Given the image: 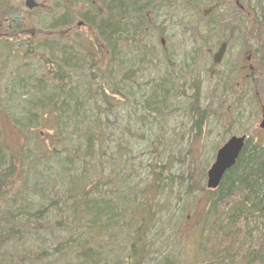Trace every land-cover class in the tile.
Here are the masks:
<instances>
[{"label":"trees","instance_id":"obj_1","mask_svg":"<svg viewBox=\"0 0 264 264\" xmlns=\"http://www.w3.org/2000/svg\"><path fill=\"white\" fill-rule=\"evenodd\" d=\"M53 1V12L39 22L46 36L24 41L26 49L14 57L27 64L11 70L14 49L1 45L0 72H11L0 85V264H264L263 142L247 127L244 150L214 191L206 186L209 162L195 166L194 139L183 160L166 149L186 150L182 138L164 136L175 101L185 100L181 111L196 138L213 118L200 83L187 82L184 70L162 61L164 52L157 55L146 42V12L155 8V16L170 17L177 0ZM5 2L0 27L11 12ZM239 5L235 10L247 20L220 15L217 7L203 27L210 36L221 34L220 46L256 44L261 68L243 86L252 89L246 107L257 123L264 107L252 91L264 98V0ZM77 13L109 56L65 34ZM3 28L22 31L19 23ZM234 69L219 77L215 91L224 98ZM131 102L139 109L133 105L134 124L123 127L119 107ZM122 127L131 134L127 143L116 137ZM142 140L150 155L146 168L135 167L130 156ZM175 163L187 167L173 174Z\"/></svg>","mask_w":264,"mask_h":264},{"label":"rangeland","instance_id":"obj_2","mask_svg":"<svg viewBox=\"0 0 264 264\" xmlns=\"http://www.w3.org/2000/svg\"><path fill=\"white\" fill-rule=\"evenodd\" d=\"M235 1L236 0H177L174 10L170 12V17H161L160 15L155 16V8L153 9L154 11L149 10L146 12L149 25L146 29V42L149 45L148 47H154L155 52L158 53L157 55L164 52L160 54V59L164 61L163 57H166L168 58L166 59L167 61L171 60L172 63H174L176 70L180 69L182 72L184 70L185 73H183L188 77V80H186L187 82L195 78V81L198 84L200 83L201 96L208 98L206 105L210 104L212 106L213 118H211L208 125L204 127L202 135L196 138L195 134H189V120L186 118L185 112L181 111L182 108L184 109L183 105L185 100L179 99L178 101H175L176 103H173L171 111H168L165 122H163L167 125V133L164 134V136L168 140L174 138L180 140L182 138L186 150L184 153L179 154V149L176 150L175 147L172 149L167 145L166 149L172 152L174 151L176 154L175 159L183 160V155L187 154V151L189 152L190 150L187 148V145L194 139L193 141L196 142L191 149V154H193L195 166L199 167L207 161L209 162L207 171L211 168L215 160V149H219L222 146L223 141H227L232 135L238 137L247 135L245 134L247 132L245 131L247 127L250 128L248 130V135L252 136L254 133V139H258L264 144V133L259 129L263 112L259 116L257 123H255L253 116L249 115L248 106L246 107V105H249L251 102L252 94L248 90L250 87L243 86L244 84L242 82L245 80L240 74L243 71L242 68L245 69L248 64L250 65V63L247 64L246 59L252 51L256 53V44L251 42L246 45H241V40H238L237 43L232 42L231 44H228L222 62L220 64H214L213 58L219 51L220 45L218 44V41L221 34L218 32V34L210 36L205 32L203 27L207 21V15H204L205 12L208 11L207 13L210 14L209 10L215 8V6L219 8L217 12L220 15L229 12L231 15H238V18H241V20H247V13L241 12L240 14L235 10ZM35 2L39 4V8H35L32 11L26 10V0H6L5 2L6 9L18 8L20 10V16L22 17L20 20L22 31H20V33L11 31V33L3 32L4 36H2V31L0 32V50L1 45L4 43H8L14 49L10 56L11 61L7 64L10 65L11 70L15 69L19 64H27V62H29L21 58H19V61H16L14 58L20 57L21 51L26 49V46L23 45L24 41L35 42L37 39L39 40L46 36L43 30H41L39 22L40 19L47 17L53 12L55 2L53 0H35ZM89 11L92 10L89 9ZM84 13L85 12H83V14ZM9 21V24H13L11 20ZM84 22L82 16H79L77 13L73 25L71 28L66 29L65 34L77 39L74 40L76 41V44L80 43L86 50H92L94 49V46H98L102 48V51L105 52L107 56H109V51L107 49L108 46L99 39L97 32H92L89 26L84 25ZM80 23H83V26H79ZM232 39L235 40L236 38L232 37ZM163 40L166 42L165 45L162 44ZM125 45L126 51L128 53L132 52L130 43L127 42ZM2 53L3 51H0V56H3ZM134 56L135 54L130 55V57ZM255 58L256 56L253 58V65L258 69V72L261 67L259 66V60H256ZM233 69L239 73L234 77L235 83H230V90L227 89L229 91L227 92L229 96L224 98V94L220 91H215V89L218 87L219 83L223 81V79L220 80L219 77L221 75L231 74L230 71ZM10 72V70H8L7 73L0 72V85L7 81ZM192 75L193 77H191ZM256 80L257 78H254L253 82L255 83ZM141 82L143 84L144 80ZM145 82H148V80L146 79ZM244 91L246 92V99L242 100L244 98ZM234 92H236V95H234ZM252 92L259 96L261 102L259 104L260 107H264V98L258 91ZM134 102H131L128 106L120 103L121 106L119 107L117 121L123 127L128 121L135 120L134 113L136 111L134 110V107L137 109H139V107H137L138 105ZM261 110L263 111V108ZM136 114L138 115V113ZM244 116L248 121H242ZM112 119L113 118H111V120ZM147 119L148 116H145L144 120L147 121ZM133 121H131V127L134 124ZM159 122H162L161 119H159ZM237 122H242L243 124L241 125L243 127L240 129L239 127H235V125L238 124ZM123 127L120 130V134L116 131V134L118 135L116 137L121 136L123 142L127 143L131 134H128L126 137L124 132H121L124 131ZM136 133L137 131H134V135H136L138 137L137 140H139L141 134ZM143 136L147 137L148 134H144ZM10 138L16 140L13 130H10ZM140 142L141 143L131 151L130 156H132V163L135 167L141 165L146 168L145 166L150 162L148 144L146 140ZM186 161L188 162V158ZM186 167L187 166L183 167L180 164L175 163L172 167V173L178 175V171H184ZM143 177H145L144 174Z\"/></svg>","mask_w":264,"mask_h":264},{"label":"water","instance_id":"obj_3","mask_svg":"<svg viewBox=\"0 0 264 264\" xmlns=\"http://www.w3.org/2000/svg\"><path fill=\"white\" fill-rule=\"evenodd\" d=\"M37 5L33 0H28L26 7L33 10ZM226 44L221 46L220 51L214 58L215 63H220L224 57ZM264 131V117L260 125ZM246 137L230 138L217 152L215 162L207 173V189L217 190L226 172L230 171L237 163L242 151L244 150Z\"/></svg>","mask_w":264,"mask_h":264},{"label":"flooded vegetation","instance_id":"obj_4","mask_svg":"<svg viewBox=\"0 0 264 264\" xmlns=\"http://www.w3.org/2000/svg\"><path fill=\"white\" fill-rule=\"evenodd\" d=\"M27 1L28 0H26V3H27ZM188 2V1H187ZM26 3H25V8H26V10L27 11H32V10H30V9H28L27 7H26ZM37 3V2H36ZM236 4L238 5L239 4V1H237L236 2ZM37 5H39V4H37ZM39 8V7H38ZM37 8V9H38ZM216 8H217V6H215V8H211L209 11H210V14L209 13H207L208 11H206L205 12V16L207 15V18H209V16L212 14V13H214L215 12V10H216ZM241 9H243L242 7H240ZM34 10V9H33ZM22 19V17L20 16V10L18 9V8H11V12L7 15V18L6 19H4V21H3V24L1 25V27H0V32L2 31V36H4L3 35V32H6L7 33V31H5V28H3L5 25L7 26V27H9V29L10 30H12V26H13V24L14 25H16L17 23H19L20 25H21V22H20V20ZM9 20H11L12 21V23L13 24H9ZM80 24H82V23H80ZM79 26H83V25H79ZM162 44L163 45H165V42H164V40L162 41ZM253 52V53H252ZM251 52V54L247 57V59H246V62H247V64L248 63H250V65L248 64V69L246 70V68L247 67H245V70L246 71H248L247 72V75L245 76V79L246 80H248L249 78H251L252 76H253V74H254V72H253V58H254V56H256V54L254 53V51H252ZM242 70H244V68H242ZM251 74V75H250Z\"/></svg>","mask_w":264,"mask_h":264},{"label":"bare ground","instance_id":"obj_5","mask_svg":"<svg viewBox=\"0 0 264 264\" xmlns=\"http://www.w3.org/2000/svg\"><path fill=\"white\" fill-rule=\"evenodd\" d=\"M221 46H222V45H221ZM221 46L219 47V51H220V49H221ZM227 48H228V46L226 45V50H225V52L227 51ZM219 51H218V52H219ZM257 70H258V69L255 68V67L253 66V71H254V72H257ZM262 132L264 133V131H262Z\"/></svg>","mask_w":264,"mask_h":264}]
</instances>
